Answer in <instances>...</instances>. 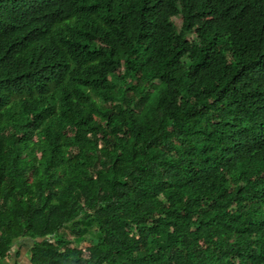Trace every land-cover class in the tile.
<instances>
[{
    "label": "trees",
    "instance_id": "obj_1",
    "mask_svg": "<svg viewBox=\"0 0 264 264\" xmlns=\"http://www.w3.org/2000/svg\"><path fill=\"white\" fill-rule=\"evenodd\" d=\"M15 258L264 264V0H0Z\"/></svg>",
    "mask_w": 264,
    "mask_h": 264
},
{
    "label": "rangeland",
    "instance_id": "obj_2",
    "mask_svg": "<svg viewBox=\"0 0 264 264\" xmlns=\"http://www.w3.org/2000/svg\"><path fill=\"white\" fill-rule=\"evenodd\" d=\"M68 235H69V238H71V239L74 238V235H73L72 233H68ZM28 243H30V242H28ZM72 244H73L75 247H78L79 249H81V248H86V247H88V246L91 244V242L88 241V240L86 239L84 242H82V243H80V244H77V243H72ZM30 246H31V245H30ZM29 249H30V248H29ZM21 256H22V257H20V262L22 263V262L24 261V259L27 258V257H26V254H22ZM16 259H17V258L10 260V262L7 263V264H14Z\"/></svg>",
    "mask_w": 264,
    "mask_h": 264
}]
</instances>
